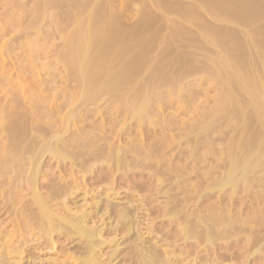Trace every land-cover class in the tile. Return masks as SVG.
Returning <instances> with one entry per match:
<instances>
[{"label": "bare ground", "instance_id": "obj_1", "mask_svg": "<svg viewBox=\"0 0 264 264\" xmlns=\"http://www.w3.org/2000/svg\"><path fill=\"white\" fill-rule=\"evenodd\" d=\"M48 1H50V0H48ZM217 1H219V0H217ZM40 2L45 3L46 0L40 1ZM235 2H237V1H235ZM46 3H48V2H46ZM229 3L231 4V2H229ZM48 4H45V5H48ZM205 4H206V7L209 6V4L208 5H207V3H205ZM233 4H231L232 7H233ZM42 5H44V4H42ZM221 5L226 6V4H220L219 6H221ZM231 5H229V7H231ZM203 6H205V5H203ZM48 7H49V5H48ZM210 7H208V8H210ZM227 7H228V5H227ZM243 7H246V6L243 5ZM37 8H36V10H37ZM38 9H41V7ZM44 9H46V7ZM76 9H77V7H76ZM213 9H215V8H212V11H213ZM219 9H221L222 12L224 11L220 7H219ZM251 9H253V8H251ZM34 10H33V13H35V11H36V10L35 11ZM209 10H211V9H209ZM215 10L217 11V9H215ZM39 11H41V10H38V12ZM95 12L96 11H94V13ZM247 12H250V11L249 10L246 11L245 14H247ZM263 12H264V10H263ZM94 13L92 11V13L88 15L89 20L91 19L90 15H92V14H93L92 18H94V15L98 16L97 13L96 14H94ZM211 13H213V12H211ZM191 14H193V12ZM233 14H234V12H233ZM35 15H36V13H35ZM225 15L227 17L228 14H225ZM239 15H240V12H239ZM96 16H95L94 20L91 21L92 23L95 20H97ZM232 16H234V15H232ZM251 16H252V14H251ZM240 17H241V15H240ZM258 17H259V15H258ZM261 17H262V15H261ZM243 18H245V17H243ZM98 19H101V18L98 17ZM248 19H250V17ZM253 19H255V18H253ZM259 20H261V19H259ZM97 21H98L99 25L103 24V23L99 22L100 20H97ZM97 21L94 23V25L97 23ZM233 21L234 20H232V22ZM252 22H254V21H252ZM86 23H89V21H87ZM147 23L149 24V26L152 24L149 22H147ZM147 23H146V25H147ZM91 24H90V27L87 29V32L90 28L93 27V29H91L93 32L91 30L90 31L93 34H95V32H96V34L94 36L99 39V36H100L99 32L101 29L99 30V32H97L98 28L95 29V31H94L95 27L92 26ZM257 24H256V26L258 28L259 26ZM80 25H83V23ZM153 25H152V27H154L153 32H155L156 27ZM250 25H252V23ZM95 26L97 27V24ZM177 26H179V25H177ZM262 26H263V24L261 25V27ZM144 27H145V24H144ZM207 27H208V25H207ZM211 27H213V25H211ZM0 28H1V26H0ZM80 28H82V27H80ZM86 28H87V26H86ZM139 28H138V31H139ZM171 28L172 27H170V29ZM85 29H84V31H85ZM143 29L144 28H142L141 30L143 31ZM147 29L148 28H145L144 31H146ZM167 29H166V31H169L171 33L170 29L169 28H167ZM214 29H213V31H214ZM218 29H220V28H218ZM218 29L216 30L217 32H219ZM109 30H111V29L109 28ZM176 30H177V28H176ZM204 30H206V29H204ZM207 30H208V28H207ZM257 31L259 33L261 32V31H259V28ZM73 32H75V31H73ZM81 32H83V31H81ZM91 32H89V33L92 34ZM149 32H151V29H150V31L148 30L147 33H149ZM1 33H2V31H1ZM84 33L85 34L82 33L84 36H82L80 38L77 37L78 39L75 40L76 43L71 44V45H74L75 47L72 50V52L69 51L72 53V54L69 53V55L73 61L74 69L72 68L71 64L65 63L66 60L64 57H66V56L63 57L64 54L62 51H61L62 53L60 52V54H63L62 56L60 55L62 58L60 56H59L60 58L59 57L58 58H59V60L62 59L65 64H68V66L69 65L71 66L70 68L67 67L70 70L71 75L75 74V73H71V71H73L76 73H80V75L77 76V78L80 79L81 81H85V79H86V81H89L92 79V81L87 82V85H89L90 83L93 84L95 82V86H94V84L89 85V89L87 88L88 86H86V89L90 90V91H87L85 89L86 92L83 89V87L85 88V85L84 86L81 85L82 88H80L81 86L79 87V85H77L75 83L77 85V87H79L80 91H81V89L84 90V91L82 90V92H83V93L81 92L82 94L80 93L82 96H84V95L89 96V97L86 96V99H88V100H86L85 98L83 99V97L80 98L81 100L79 99L78 102H76L77 105L75 106V104H74L70 110H68L66 113H64L65 116L64 117L62 116V118H60V119H59V117H60V114L62 111L61 110L62 108H60V107H59L60 108L59 111L57 108L53 111H50V113H46L47 111H45L43 114L46 113V115L43 117V116H41L43 114H40L41 118H38L39 115H37L35 118H33V115H32L30 117L32 119V121H33V119H38V120H36L37 121L36 123L42 122L41 123L42 127L40 126L38 129L34 127V125H36V124L33 123L29 119L28 120L25 119L26 121L23 122V120L22 121H21V119L19 120V118L14 117V115H12V114L10 115V112H8L10 116H8L7 113H6L7 115H3V116H8V117L7 118L3 117L2 118L3 119L2 124H0L1 125L0 126L1 127L0 128V135H1V140H2V141L0 140V264H258L261 261L263 264V262H264V217H227L225 214L224 215L226 217L225 216L224 217H222V216L217 217L216 215H214L216 217H209V216H206V213H205L206 208L204 210L205 215H203L204 213L202 215H200V212H198L196 214L192 211V209H190L191 207L189 205L190 200L193 199L191 197L193 194V189L195 188V186L192 185L191 178H190L192 170L189 171L190 169L188 168L189 169L188 170L186 167V171L179 172L180 169H179V167H177L178 172H176L177 170L173 172L172 167H170L169 170H166L165 168L169 167V166L165 167V165H163V166L160 165L162 167H165V168H162L164 170L159 169L158 173H155L156 172L155 167L157 166L159 168V165H157V164H161V163L166 164L165 162H167L166 161L167 158L164 159V157H165L164 155H163L164 157L163 156L162 157L165 160V162H162L160 160L161 156L158 157L159 159L158 158L156 160L153 159V157L154 158L157 157L156 156V155H158L157 153H159V155H161L160 150L165 145L163 144V146L161 147L160 146L161 144L156 143L158 145V148L160 146L161 149L159 151L157 150L158 152H156V154L151 155L149 153V149H147L149 145L147 144V141H146L147 140L146 134L145 135H143V134L146 133V130H147V129H144V127H145L144 123L147 122V124L148 123L151 124L153 122V118L154 117L156 118V115L159 113L160 107L156 105V103L162 99V97L161 98L158 97L159 93L156 94L157 95L156 97H158V99H159V100L157 99L158 101L157 100L154 101L155 97H154L153 93L151 94V96L153 95L152 96L153 100H151V97L147 98V96H149V93L151 92V91H149V93H148V89H147V92L143 91L146 94H144V93L143 94L146 96V99L151 100V101L146 100V101H142V102H136V100L133 99L134 96L131 93L127 94L128 92H132V91H128L125 93L123 92L124 93L123 94V97H124L123 101H120L119 103H117V102L119 100H122V99L121 98L119 99V96H118V98L115 96L118 99V101L115 100L117 104L111 102L114 100L113 98H112L113 100H109V103H107L104 106L102 104H100L99 101H101V100L103 101L102 96L105 95L106 93H108L107 95L113 94V93L115 95V92L112 91V88H114V90H115V88L118 90L117 87L120 85L119 81L120 82L122 81L120 78L123 77V76L121 77L120 74L124 73V72H121V70H122L121 68H123L125 66V68L127 69V67L129 66L128 63H129L130 59H128L129 60L128 63L126 62L128 64L127 67H126L127 64L125 65V63H123L124 64L123 65L122 61H120L121 63H119V64L123 65V67L119 68L120 67L119 64H118V66H116V67H118L119 70L121 69L119 71V74H118L119 76L113 75L114 76V77H112L113 79L111 78V76H110L111 79L107 78V77H109V74L106 72L107 71L106 67L113 68V65H112L113 62H111L112 66L106 65L105 62L101 59V56H98L99 60H102L105 64V66H104L105 68L103 66L102 67L100 66V67L103 70L106 69V70H104L105 72L103 71L104 73L101 70L99 71L98 70L99 69V65H98L99 62L95 63L96 61L95 62L92 61V60H97V57L93 55L94 57L92 56V58H96V59H92V60L90 59L91 54H95V53H91L90 46L93 45L97 39L92 38L93 36L88 34L91 36L92 40L95 39L92 42L89 40L90 38L87 35V33L86 32H84ZM97 33H99V34H97ZM101 33H104V35H105V32L102 31ZM106 33L109 34L108 30L106 31ZM137 33H139V32H137ZM137 33H136V35H137ZM174 33H173V35H174ZM108 34H106L105 36H107ZM144 34L142 32L143 36H144ZM149 34L151 35V33H149ZM163 34L164 33H162V35ZM175 34H178V33H175ZM184 34H186V33H184ZM76 35L79 36L78 33ZM157 35H160V34L157 32ZM165 35H167V33H165ZM154 36H156V35H154ZM164 36H163V38H164ZM171 36H169V38ZM184 36L188 37L187 35H184ZM207 36H209V34ZM71 37L72 36H70V38ZM75 37L76 36L74 35L73 38H75ZM104 37H103V39L105 40L106 37L105 38ZM111 37L113 38V36H111ZM149 37L151 38V36H149ZM149 37H147V38L149 39ZM165 37L168 38L167 36H165ZM176 37H177V35H176ZM211 37H213V36H211ZM216 37H219V35ZM255 37H257V36H255ZM141 38L140 39L143 40V37H141ZM152 38H153V42H154L156 39L154 40V37H152ZM157 38H159V37H157ZM166 38H165V40H166ZM175 38H173L174 41L176 40ZM181 38H179L178 40H180ZM118 39L119 38H116V40H118ZM160 39H162V38H160ZM261 39H262V37H261ZM68 40L69 39L67 38V41ZM157 40H159V39H157ZM165 40L163 39V42ZM192 40L190 39V41H192ZM246 40L247 39H245V41ZM253 40H254V38H253ZM99 41H101V40H99ZM99 41H98V43L96 42L97 46L101 45V43H99ZM110 41H112V40H110ZM110 41L109 42L103 41L104 44H103V42H102V44L105 47V42L107 45H110V46H111V44L113 45L114 43H116L115 41H112L113 43L110 44ZM134 41H132L133 45H136V44H134ZM172 41H170V43H172ZM190 41L188 40V42H190ZM209 41H211V40H209ZM247 41H249V40H247ZM69 42H72V40ZM69 42H67V44H65V46L68 45L67 47H70ZM91 42H92V44H91ZM141 42H139V43L137 42V43L140 44ZM155 42H154V44H155ZM163 42H162V44H163ZM181 42H183V41H181ZM212 42H213V40H212ZM253 42H255V41H253ZM167 43H165V44H167ZM178 43L179 42L173 43V45L174 44L176 45ZM217 43H219V42H217ZM257 43L255 42L254 45H256ZM126 44L129 45L128 43H126ZM181 44L182 43H180V45ZM183 44H184V42H183ZM238 44H240V43H238ZM238 44H237V46H238ZM251 44H252V42H251ZM258 44H261L260 40H259ZM103 45L100 46L101 47V48H99L100 50H103L102 49ZM107 45H106V47L109 50L110 47ZM149 45L151 46V44H149ZM152 45H153V43H152ZM169 45L171 46V44H169ZM175 45H174V47L176 48ZM240 45H242V44H240ZM93 46H91V48H93ZM121 46H122V44H120V46H118V47H121ZM124 46L126 48V45L123 44L121 51L123 50ZM145 46L147 47V45H145ZM172 46L170 47L171 49H172ZM248 46H246V49ZM112 47L110 49H114L115 51L113 50V54H116L117 51H119L118 50L119 48L114 46L117 48V51H116V49L114 47L113 48ZM138 47H141V46H138ZM10 48H12V47H10ZM133 48L134 47H132V49ZM164 48H166V47H164ZM248 48H249V52H250L251 51L250 48H253V47H248ZM87 49L90 50L89 51L90 56L87 53L88 52ZM93 49H95V48H93ZM99 49H98V51H100ZM107 49H106V53L109 52V51H107ZM151 49H153V48H151ZM241 49H243V47ZM68 50H70V48L65 49V51H68ZM126 50H128V47L126 48ZM131 50H130L131 53L135 52L133 50H132L133 51L132 52ZM135 50H136V48H135ZM236 50H238V48ZM259 50H261V48ZM9 51H12V49ZM103 51H105V50H103ZM121 51H119V52L120 53L126 52V54H127V51H124V50H123L124 52L123 51L121 52ZM150 51L151 50H149V53H150ZM12 52H10V54ZM92 52H94V50H92ZM146 52H148V51H146ZM240 52H242V51H240ZM65 53H67V52H65ZM96 53H97V50H96ZM101 53L102 52L100 51L99 55L103 56L104 52L102 54ZM120 53H117V55L119 57H121ZM128 53H129V51H128ZM131 53H129V55H131ZM107 54H105L104 56H107ZM110 54H108L110 59H108L107 58L108 56H107V57H105V59H106L105 61H107V59H108V61L112 60L111 58L114 59V57H115V59H117L116 60L117 62H119L118 60H121V58L118 59V56L116 57L114 55V57H113V56H110ZM142 54H144V53H142ZM254 54H256V53H254ZM104 56L102 58H104ZM133 56H132V58H134ZM146 56L147 55H145V57ZM88 57H90V58H88ZM127 57L129 58V56H127ZM130 58H131V56H130ZM147 58L148 57H146V59ZM123 59L125 60V58H123ZM134 60H135V58H134ZM132 61H130V62H132ZM147 61H149V60H147ZM61 62L62 61L60 60V63ZM93 62H94V64H93ZM156 63H157V61H156ZM91 64H92L91 69H93L92 68V67H94L93 65H95V64L98 65V66L96 65L95 68L97 67V71L100 75L97 73V71H96V74L93 71V73L95 75H97V74L99 75V76L97 75L98 76L97 80H96V78L93 77L94 74L93 75L91 74L92 78L90 76V73L87 74V76L84 75L85 73H87L89 71L87 68H89ZM101 64L103 65V63H101ZM224 65L227 66V63ZM10 66H13V64ZM136 66H138V65H136ZM116 67L114 68V72H112L114 74H116V72H117ZM125 68H123V69H125ZM128 68L130 69V67H128ZM133 68H135V67H133ZM13 69H14V67H13ZM223 69H224V67H223ZM115 70H116V72H115ZM128 70L127 71L124 70V71L128 72ZM133 70H132V72H134L133 74L135 75V71H137V70H135V71H133ZM108 71H110L109 73H110V75H112L111 70H108ZM130 71L131 70H129V72ZM101 72L103 73V76L105 75V73L108 75L106 77L105 76L102 77ZM129 72H128V74L131 73V72L130 73ZM234 73H233V76H234ZM13 75H15V74H13ZM236 75H237V78L242 80L243 77H241V78L238 77V75L239 76L242 75L241 72L239 73V71H238V73ZM88 76H89V80H87ZM97 76H95V77H97ZM115 76L118 77L117 80L120 79L118 82L116 80V82L119 84H117L115 82V80H114ZM126 77H127V79H126L127 81L126 80L125 81L128 82V80L131 78V75H130V77H128L127 74H125V77L123 78V80ZM228 77H227V79H228ZM71 78H73V77H71ZM74 78L76 79V77H74ZM93 79H95V80L93 81ZM102 79H106V80L109 79L108 81H111V82H112V80H114V82L117 84L116 85L117 87L113 86V85H115L114 82L112 85H109L106 81L103 80V82H104L103 83ZM227 79H225V80H227ZM76 80H74V81H76ZM98 80L100 82H102L103 84L100 82H96ZM79 82H77V83H79ZM85 83L86 82H83V84H85ZM122 84L125 85L127 83L124 84L122 81ZM122 84L120 86H123ZM0 85H2V84H0ZM96 85L98 88L96 87ZM91 86L92 87L94 86V89L91 90L90 89V88H92ZM109 86H113V87L112 88L110 87L111 88L110 89V88H108ZM126 86H128V84ZM121 88L123 89L126 87H120L119 90ZM254 88L259 89L257 87H254ZM254 88H253V90H255ZM140 89H138L137 91H139ZM117 90H115V91L118 94V92H120V91H117ZM126 90H129V89L126 88ZM134 90H136V89H134ZM142 90H140V92H142ZM144 90H146V89H144ZM260 90H262V89H260ZM87 92L88 93L90 92V93L88 94ZM121 92H120V94H121ZM255 92H257V91L255 90ZM255 92H254V94H255ZM170 93H169V95H170ZM78 94H79V92H78ZM133 94H136V93H133ZM262 94L263 93L261 92V95ZM255 95H257V97L260 96L262 98V96L258 92ZM261 98L259 99L260 102L263 100ZM258 99H256V101ZM84 100H86L88 102L91 101L92 106H88V104H87L88 102L84 103L85 102ZM4 101H6V100H4ZM9 101H10V99H9ZM9 101L7 102L8 104L11 102V101L10 102ZM79 101H82V102H79ZM104 101L106 102V100H104ZM152 101L155 102L154 106L152 105L153 103H151ZM259 101H257V102H259ZM2 102H3V100H2ZM12 102L10 103V105L13 104ZM0 104H1V102H0ZM8 104H7V106H5L6 108L7 107L9 108L10 105L8 106ZM161 104H163V103H160V105ZM260 104L264 105V102L260 103ZM260 104L258 105V103L257 104L255 103L253 105L254 106L258 105L259 108H261L262 106ZM89 105H90V103H89ZM259 108L255 107L256 110H260ZM262 108H264V107H262ZM108 110H110V111H108ZM261 111L264 112V109H262ZM261 111H259V112L257 111L256 113H260ZM109 112L112 114L111 116H109L110 115ZM150 113H153L154 116H151ZM95 114H101L103 116V118H101V120H99V121L91 122L89 117H92V115H95ZM57 115L59 117H57ZM47 116H49V117H47ZM158 116L160 117L159 114H158ZM158 116H157V118H158ZM52 117H55V118H52ZM56 117L58 118V120ZM98 117L100 119V116H98ZM88 118H89V120H88ZM262 119H263L262 121H264V113L262 115ZM157 122H158V120H157ZM262 124H264V123H262ZM38 125H40V124H38ZM147 126H149V125H147ZM144 130H145V132H144ZM133 131H135L134 134H133ZM147 132H149V130H147ZM188 134H190V133L188 132ZM198 135H199V133H198ZM201 135H202V132H201ZM201 135H200L199 139L195 137L196 140L193 139L194 141L191 139L192 138L191 136H190L191 138H186L187 143L185 142V145H184L185 148H187L186 144L190 145L191 142H195V144H196V142H199V144H200V142L203 141V139H201ZM205 135L206 134H204V138L206 137ZM197 139H198V141H197ZM156 140H158V139L155 138V141ZM162 141H163V139H161L160 142H162ZM165 141H164V143H165ZM184 141H185V139H184ZM205 141H206V138H205ZM262 141H264V139ZM172 142H170V143H172ZM176 142H179V139ZM174 143L175 142H173V144ZM154 144H152L153 147L157 148V146H154ZM177 144L178 143H176V145ZM182 144H184V143H182ZM203 144L205 145L206 143L203 142ZM195 146L192 144V146L190 145L187 148V149H190L187 152L188 154H189V152L191 153L189 155L190 159L192 157L195 158V156H198V155H195L196 152H194V149H195V151H196V149H198V148H194ZM174 147H175V145H174ZM241 147H242V145L240 146V144H239L238 149L240 150ZM251 147H252V145H251ZM156 148H155V150H156ZM182 148L183 147H181V149ZM191 148H193V149L191 150ZM231 148L234 149V146H232ZM247 148H249V147H246V149ZM242 149H244V148H242ZM258 149H259V147H258ZM229 150L232 151V149H229ZM151 151L153 152V150H151ZM183 151L185 153V151H187V150H183ZM244 151H246V150H244ZM260 151H261V149H260ZM207 152H208V150H207ZM234 152H236V151L234 150ZM153 153H155V152H153ZM172 153H173V151H172ZM179 153H180V151H179ZM236 153H237V155H236ZM236 153H232L231 155H228V160H227L228 162H226L224 166L222 165L223 167H220V169L224 168L223 170L225 172V176L219 182L217 181L218 183L216 184V186L210 188L211 190H209V191L220 190V192H221L225 188L227 189V187H230V188H233L234 190H236L239 182H241V183H239L240 185L241 184H242V186L244 185L243 187H244V191H245V186L250 185L248 183L253 180L250 177L253 176V178L255 179V177H257V175L259 176V174L262 175L264 173V163L262 161H261L262 163H258L259 157H257L262 152H260V154H258L257 156H255L256 155L255 152L253 153V154H255L254 156H251V155L238 156L239 152L237 151ZM240 153H241V151H240ZM242 154H243V152H242ZM185 155H187V154L186 153L184 154V158H186ZM246 155H247V153H246ZM262 155H264V154H262ZM262 155H260V156L263 159L264 157ZM168 156L169 155L167 154V157ZM181 157H182V155H181ZM178 158H177V160H178ZM181 159H183V158H181ZM153 160L158 161V162L161 161V163L157 162V164L155 165ZM184 160L186 161V159H184ZM192 160H194V159H192ZM192 160H190L191 161L190 163L193 164ZM255 160H258V161H255ZM169 161L170 160H168V162ZM198 161H195V162H198ZM152 162L155 166L154 170L151 169V167L153 165H150V164H152ZM207 163H208V161H207ZM189 166L191 167V165H189ZM173 167H174V165H173ZM147 168H150V171H149V169H148V171H146ZM193 169H194V167H193ZM203 170H204V168H203ZM144 171H146L147 173L149 172V173L147 174ZM205 171H206V169H205ZM205 171H203V172H205ZM153 172H154V174H153ZM209 175H211V174H209ZM198 178H200V176ZM220 178H221V176H220ZM243 181H245L244 182L245 184H243ZM205 182H206V179H205ZM206 184H209L208 180H207ZM192 186L194 188H192ZM198 186H200V185H198ZM250 186H249V188H250ZM151 187L154 189H152ZM206 188H205V190H206ZM247 189H248V187H247ZM147 190H149L150 194L152 193L151 195H149L150 199L148 198V196L143 195V193H145V191H147ZM224 191L226 193V190H224ZM246 192H247V190H246ZM206 194L201 197L202 200L207 196ZM221 195H223V194H221ZM225 196H224V198H225ZM201 199H199V200L201 201ZM228 199H230V198H228ZM157 201H160L161 204ZM153 202H154V206H152ZM155 203L156 204L159 203L161 206L159 205V207H157L158 205L155 206ZM223 205H224V203H223ZM227 205H226L225 209H229V208H227ZM200 209H203V207ZM155 211L156 212L160 211L161 213H163L164 217H161V218L158 217L159 220H156V216L153 215L151 218L150 217L151 214ZM218 211H220L222 213L223 208H221L220 210L218 208L217 212ZM156 212L154 214H156ZM207 215H208V213H207ZM153 217H154V219H153ZM241 247H242V251L240 250ZM244 254L247 255L246 258L244 256Z\"/></svg>", "mask_w": 264, "mask_h": 264}, {"label": "rangeland", "instance_id": "obj_2", "mask_svg": "<svg viewBox=\"0 0 264 264\" xmlns=\"http://www.w3.org/2000/svg\"><path fill=\"white\" fill-rule=\"evenodd\" d=\"M40 1H45V0H0V26H1V28H0L1 29L0 30V36H1L0 37V82L1 83L0 84H2V85H0V98L3 100V102H2V100L0 99L1 100L0 101L1 102V104H0V108H1L0 109V111H1L0 112V124H2V121H3L2 118L3 117L7 118L11 114L14 115V117L19 118V120L21 119V121L23 120V122H25L28 119L32 121V119L30 118L32 115H33V118H35L37 115H39L38 118H41L40 114H43L45 111H47L46 113H50V111H53L56 108L58 109V111L60 108H62L60 117L57 115V117H59V119H60V118H62V116L63 117L65 116L64 113H66L68 110H70L74 104H75V106L77 105L76 102H78V100L80 98L83 97V99L84 98L86 99V96L89 97L88 95L82 96L81 95L83 93L82 90L83 89L85 90L86 86H88L87 88L89 89V85L94 84V86H95V82L93 84L90 83L89 85H87V82L92 81V79L89 80V76L87 79L89 81H86V79H85V81H81L80 79L77 78V76H79L80 73H76V72L71 71V73H75V74L71 75L70 70L68 69L71 66L70 65L68 66V64H71L72 68L74 69L73 61L70 58L69 53L72 52V50L74 49L75 46L71 45V44L76 43L75 40L84 36L83 35V34H85L84 32H86L87 35L90 34L89 32L92 31L91 29H93V27L90 28L88 30V32H87V29L90 27V24L92 23L91 21L94 20L96 15H94V18H92L93 14L90 15L91 16L90 20H89L88 15L91 14L92 11H93V13H94V11H96L94 13V14L97 13V15H98V16H96L97 17L96 19L100 20L99 22H101L103 24L99 25L98 21L95 20L91 24L92 26L95 27L94 31H95V29L98 28L97 32H99V30L101 29L103 32H105V35H106V34H108V33H106V31L108 30L109 34L107 36H105L104 33H101L102 31L100 30V32H99L100 34L97 33L100 35L99 39H98L94 36L96 34V32H95V34H93L92 33L93 31H92L91 32L92 34H90V35L93 36L92 38L97 39L94 42L95 45L93 44L94 46L91 44L95 39L92 40L91 36L88 35L90 38L89 40L92 41L90 45L93 46V48H95V49H93L90 46L91 53H95V54H91V58L90 57H88V58H90L91 60L96 59V58H92V56L94 55L97 57V60H92L94 62L96 61L95 63H97V62L100 63L103 60L106 65H109V66L113 65V68L106 67V69H107L106 72L109 74V77H107V78H110V76L112 78V77H114L113 75L119 76L118 75L119 71L122 69L121 72H124V73H121L122 75L120 74L121 77L123 76L120 79L123 81L124 84L127 83L128 86H126L127 84L123 85L122 81L120 82L119 81L120 79L117 80L118 77H116V76H115L114 80H115V82H116V80H117V82L119 81L120 85L121 84L123 85V86L119 85L120 87H126L127 89H129V90H126V88H123V89L121 88L119 90L120 87L116 86L119 83L116 82L117 83L116 84L114 82V80H112V82H111V81H108L109 79H107V80L102 79V82L104 80L109 85H112L114 82L115 85H113V86L118 88V90L116 88H115V90L120 91V92L122 90L123 91L121 92V94H120V92H118V94H117V92L114 90V88H112L113 86H109L108 88L111 87L112 91L115 92V95L113 92H112L113 94H109V95H107L108 93H106L105 95L102 96L103 101L102 100L99 101L100 104H102L104 106L107 103H109V100H113V99L114 100L111 102L117 104L120 101H123V98H124L123 94L125 92H128V91H132V92H128L127 94L131 93L134 96L133 99H135L136 102H142V101L148 100V99H146V96L144 95V94H146L144 92L145 91L147 92V89H148V93H149V91H151L149 93V96H147V98L151 97V100H153L152 99L153 95L151 96L152 93L154 94V97H155V98L153 97L154 101H156L158 99V97L159 98L162 97V99L160 101H158L159 99L157 100L159 102V103L157 102L159 105L156 103V105L160 107V110L158 113L160 115V117L157 114L156 118L155 117H154L155 119L153 118L154 123L153 122L151 124H149V123L147 124V122L144 123L145 127H146V128L144 127V129L149 130V132H147V130H146V133H144L143 135L146 134V139H147L146 141H147V144L149 145L147 149H149V153L151 155L156 154V152H158L161 149L163 144L165 145L164 147H162V149L164 151L162 149L160 150L161 155H159V153H157L158 154V155H156L157 157H155V158L153 157V159L156 160L159 156H161L162 159L160 158V160L162 162H165L164 159H166V158H167L166 159L167 162H168V160H170V161L168 163L165 162L167 164L166 165L164 163H161V161L158 162V161L153 160L155 165L157 164V162L161 163V164H157V165H159V168H158L157 166L155 167L153 162H152V164H150V165H153L152 166L153 168L149 165L151 167V169L154 170V167H155V171H156V172L154 171L155 173H158L159 169L161 170L162 168H165L166 166H169V167L165 168L166 170H169L170 167H172L173 172L176 170H177L176 172H178L177 167H179V169H180L179 172L186 171V167H187V169L188 168L190 169V170L188 169L189 171L192 170L190 178H191L192 185L195 186V188L192 186V188H194V189H193V194H192L191 198H193V199L190 200L189 205L191 207L190 209H192V211L196 214L198 212H200V215H202L204 213L205 208H206L205 213H206V216H209V217H216V216L217 217H221V216L224 217L225 215L227 217H264V173L262 175L259 174V176L257 175V177H255V179L253 178V176L250 177L253 179L251 182L248 181L249 182L248 184H250L251 186L250 185L245 186V191H244V187H243L244 185L242 186V184L241 185L239 184L241 182L238 183L236 190H234L233 188H230V187H227V189L225 188L224 190H226V193L224 190L221 192H220V190H218L219 192L217 190L209 191V190H211L210 188L216 186V184L225 176V172L223 170L224 168L220 169V167H223L225 165V163L228 162L227 161L228 155H231L232 153H236L237 151L239 152L238 156H248V155L254 156L255 154H256L255 156H257L258 154H260V152H262L260 155L264 154V150H263L264 149V147H263L264 141H262L264 139V128H263L264 124H262V123H264V121H262L263 120L262 115L264 112L261 111L262 109H264V108H262V107H264V105L260 104V103L264 102V95H263L264 94V37H263L264 36L263 35L264 34V29H263L264 28V20H263L264 19V12H263L264 0H260V1L256 0L257 2L255 0H231V1L230 0H219V1H217V0H214V1L213 0H210V1L204 0L205 2L203 0H159L160 2L158 0H50V1L46 0V2H48L49 4L46 2L42 3ZM235 1H237V2H235ZM229 2H231V4L234 3L235 5L233 4V7H232V5ZM205 3H207V5L209 4V6L206 7ZM42 4H44V5H42ZM45 4H48L49 7H48V5H45ZM218 4L219 5L220 4H226V6L225 5L219 6ZM203 5H205V6H203ZM227 5H228V7H227ZM229 5H231V7H229ZM243 5L246 7H243ZM37 7L38 8L41 7V9H38ZM45 7H46V9H44ZM76 7H77V9H76ZM208 7H210V8H208ZM219 7L222 8L224 11L222 12V10L219 9ZM36 8H37V10H36ZM212 8L217 9V11L215 9H213V11H212ZM251 8H253L254 10ZM209 9H211V10H209ZM247 9L250 12H247V14H245L246 11H248ZM33 10L35 11L36 15H35V13H33ZM38 10H41V11L38 12ZM192 12H193V14H191ZM211 12H213V13H211ZM233 12H234V14H233ZM239 12H240L241 17L243 16L245 18H243V17L241 18L239 15ZM222 13L224 15L228 14L227 17H226V15L224 16ZM230 13L234 16H232ZM251 14H252V16H251ZM258 15H259V17H258ZM261 15L263 18L261 17ZM98 17H100L101 19H98ZM247 17L248 18L250 17V19H248ZM253 18H255L256 20ZM259 19H261V20H259ZM232 20H234V21L232 22ZM87 21H89V23H86ZM96 21H97V23H96L97 27L95 26L96 24L94 25V23ZM252 21H254V22H252ZM147 22L152 23V24L149 26V24ZM82 23H83V25H80ZM146 23L149 27L146 25ZM249 23L250 24L252 23V25H250ZM255 23L256 24L258 23L257 25L259 26L258 27L259 31H261L263 29L261 31L262 33L261 32L259 33L257 31L258 28H257ZM144 24H145V27H144ZM262 24H263V26L261 27ZM85 25L87 26V28ZM152 25L156 27L155 32H153L154 27H152ZM177 25H179V26H177ZM207 25H208V27H207ZM211 25H213V27L215 29L213 27H211ZM169 26L172 27L171 28L172 30L170 29ZM80 27H82V28H80ZM141 27L144 29L148 28L146 30L147 32H148V30L150 31V29H151V32H149V33H151V35L149 33H147L146 31H144V29L142 31ZM109 28L111 30H109ZM138 28H139V31H138ZM167 28L170 29L171 33L169 31H166ZM176 28H177V30H176ZM207 28H208V30H207ZM218 28H220V29H218ZM84 29H85V31H84ZM204 29H206V30H204ZM213 29H214V31H213ZM217 29L219 32L216 31ZM1 31H2V33H1ZM73 31H75V32H73ZM81 31H83V32H81ZM135 32L136 33L139 32L140 34L137 33V35H136ZM142 32H143V34L145 33L146 35L144 34V36H143ZM157 32L160 35H157ZM174 32L178 33L179 35L175 34ZM77 33L79 36L76 35ZM162 33H164V34L162 35ZM165 33H167V35H165ZM173 33H174V35H173ZM184 33H186V34H184ZM153 34L156 36H154ZM208 34H209V36H207ZM257 34L258 35L260 34L259 35L260 37ZM74 35L76 36L75 38H73ZM164 35L167 36L168 38H169V36H171V35L172 36L168 39ZM176 35H177V37H176ZM184 35H187L189 38L184 36ZM218 35H219V37H216ZM70 36H72V37L70 38ZM111 36H113V38ZM114 36L116 38H119V39L116 40V38ZM149 36H151V38ZM163 36H164V38H163ZM211 36H213L214 38ZM255 36H257V37H255ZM103 37L105 38V40L103 39ZM141 37H143V40H141L142 39ZM147 37H149V39ZM152 37H154V40L156 39L155 40L156 42L154 41L155 44L153 42ZM157 37H159V38H157ZM261 37H262V39H261ZM67 38L69 39L68 41H67ZM160 38H162V39H160ZM165 38L167 41L165 40ZM173 38H175L176 40L174 41ZM179 38H181L182 40L181 39L178 40ZM253 38H254V40H253ZM109 39L112 41H115L117 44L114 43L112 45L111 43H113V42L110 41ZM157 39H159V40H157ZM163 39L165 40L164 42H163ZM190 39L191 40L193 39V40L190 41ZM245 39H247L249 41H247V40L245 41ZM71 40H72V42H69ZM99 40H101V41H99ZM108 40L110 41L111 46L106 44V42H109ZM188 40L190 42H188ZM209 40H211V41H209ZM212 40H213V42H212ZM252 40L255 41L256 43L257 42L259 43V40H260L261 44L257 43L256 45H254L255 42H253ZM98 41H99V43H101L100 46H102L104 44L103 41H106L105 47H104V45L102 47V49L105 51L99 49L101 47L97 46ZM132 41H134V44H136V45H133ZM161 41L163 42L164 45L162 44ZM170 41H172V43H170ZM181 41H183L184 44ZM67 42L70 43V44L68 43L70 45V47H67L68 45L65 46V44H67ZM102 42H103V44H102ZM137 42L138 43L141 42V43L138 44ZM176 42H179L178 43L179 45L174 44L176 46V48H175L173 43H176ZM217 42H219V43H217ZM251 42H252V44H251ZM119 43L122 44L121 47H118V46H120ZM126 43H128L129 45H127ZM152 43H153V45H152ZM165 43H167V44H165ZM180 43H182V44L180 45ZM236 43L237 44L240 43L243 46L240 44H238V46H237ZM123 44L126 45V48L128 47V50H126L125 46H124L125 49L123 48L124 51H127V54L123 50L122 51L124 53L119 52V51H121ZM149 44H151V46ZM169 44H171V46L173 45L172 49L170 48L171 46ZM106 45L109 46L110 48L112 46L113 47L116 46L117 48H119L118 49L119 51H117V48L114 47L116 49L117 53H120L121 57H119L117 55V53L113 54L114 49L109 48V50H108ZM145 45H147V47ZM138 46H141V47H138ZM246 46L253 47V48H250L251 53L249 52L248 47L246 49ZM10 47H12V48H10ZM132 47H134V48L132 49ZM164 47H166V48H164ZM240 47L241 48L243 47V49H241ZM66 48H70V50L65 51ZM135 48H136V50H135ZM151 48H153V49H151ZM237 48H238V50H236ZM260 48H261V50H259ZM11 49L13 52L9 51ZM98 49L102 53L104 52L103 56L107 53L108 54L111 53L110 56H113V57H114V55L116 57L118 56V59L121 58V60H118L119 62H117L116 61L117 59H115V57H114V59L111 58L113 61L109 60L110 61L109 62L108 59H110V58H109L108 54H107L108 57L104 56V58H102L103 56L99 55L100 51H98ZM106 49L109 52L106 53ZM131 49L135 52H133ZM90 50L87 49L88 55H89ZM92 50H94V52H92ZM96 50H97V53H96ZM130 50L134 54L131 53ZM149 50H151L150 53H149ZM61 51L63 52L64 55L60 54ZM69 51H71V52H69ZM128 51H129V53H131V55H129ZM146 51H148V52H146ZM240 51H242V52H240ZM10 52H12V53L10 54ZM65 52H67V53H65ZM142 53H144V54H142ZM254 53H256V54H254ZM60 55L61 56L63 55V57L64 56L67 57V58L66 57H64V58L66 60L65 63H68V64H65L62 59H60L62 61L60 63V60H59V58L61 57ZM145 55H147L146 56V57H148L147 59H146ZM98 56H101L102 60H99ZM127 56H129V58ZM130 56H131V58H130ZM132 56L135 58V60L137 62L134 60V58H132ZM105 57L108 58L107 61H105L106 60ZM122 57L125 58V60ZM128 59H130V61H132V60L133 61L130 62ZM147 60H149V61H147ZM103 61L101 62V63H103V65L101 63L100 64L98 63V65H99L98 70L99 71L101 70L102 72L104 70H106V69L103 70L101 68L102 66L103 67L105 66ZM120 61H122V64L125 63V65L129 61V63H128L129 66L127 64L126 67L127 66L130 67V69L128 67L126 69L125 66L123 67L124 64L120 65L119 64V63H121ZM156 61H157V63H156ZM94 62H93V64H94ZM111 62H113L112 65H111ZM225 62L227 63V66L224 65V64H226ZM12 64H13V66H10ZM118 64L120 66L119 68L123 67L125 69L121 68L119 70L118 67H116V66H118ZM96 65L97 64L93 65L94 67H92L93 69H91V66H92V64H91L90 67L87 68L89 71L87 73H85L84 75L87 76V74L90 73V76L92 78V75L94 74L93 71L95 72V74L97 71V67L95 68ZM136 65H138V66H136ZM222 66L224 67V69ZM13 67H14V69H13ZM115 67L117 69V72L115 70L116 74L112 73V72H114ZM133 67H135V68H133ZM128 69L131 70L130 71L131 73L129 72ZM108 70H111L112 75H110V73H109L110 71H108ZM124 70H126V71L128 70V72L130 74H128V72H126ZM132 70L133 71L137 70V71H135V75L133 74L134 72H132ZM238 71H239V73L240 72L242 73L241 76L238 75V77H240V78L243 77L242 80L237 78L236 74L238 73ZM102 72H101L102 77H104V76L106 77L108 75L105 73V75L103 76V73L105 71L103 73ZM97 73H98V71H97ZM233 73H234V76H233ZM13 74H15V75H13ZM95 74L93 75V77L96 78V80H97L98 76L100 74L98 73L99 74V75L97 74L98 76ZM125 74H127L128 77H130V75H131V78L130 79L128 78L131 82L129 80H128V82H126L127 77L123 80V78L125 77ZM95 76H97V77H95ZM71 77H73V78L76 77L77 80L75 78L73 79ZM227 77L229 80L227 79ZM225 79H227V80H225ZM74 80H76V81H74ZM94 80L95 79H93V81ZM77 82H79V83H77ZM83 82H86V83L83 84ZM96 82H100V81L98 80ZM102 82H100V83H102ZM75 83L77 85H79V87L81 85H83V86L85 85V88L83 87V89H81V91H80L79 87H77V85ZM97 85H96V87H97ZM94 86L93 87L91 86L92 88H90V89L91 90L94 89ZM254 87H257L259 89H256ZM80 88H82V86ZM253 88L260 95H261V92L263 93L261 95L262 98L260 96L257 97V95H255L257 92H255V90H253ZM134 89H136V90H134ZM138 89H140V90L143 89V90H142V92H140V90L137 91ZM144 89H146V90H144ZM260 89H262V90H260ZM86 90H85V92H86ZM87 91H90V90H87ZM253 91L255 92V94ZM78 92H79V94H78ZM133 93H136V94H133ZM157 93H159L158 97H156ZM169 93H170V95H169ZM115 96L117 98L119 96V99L121 98L122 100L118 101V99ZM259 97L261 99H263L261 102L259 101V99H260ZM9 99L11 102L13 101L12 102L13 104L10 105L11 102L9 101ZM256 99H258L257 101H259L260 103L257 102ZM4 100H6V101H4ZM86 100H88V99H86ZM86 100H84L85 101L84 103L88 102ZM104 100H106V102ZM115 100L118 102L116 103ZM151 100H148V101H151ZM8 101L10 102L9 104L7 103ZM154 101L151 102V103H153L152 104L153 106L155 103ZM79 102H82V101H79ZM89 103H90V105H89ZM160 103H163V104L160 105ZM255 103L256 104L258 103V105L260 104L262 106V107L260 106L262 109L259 108L258 105L254 106L253 104H255ZM7 104H8V106L10 105L9 108L5 107V106H7ZM87 104H88V106H92L91 101L88 102ZM255 107L259 108L260 110H256ZM108 111H110V110H108ZM257 111L258 112L261 111L262 113L261 112L256 113ZM8 112H10V115ZM6 113L8 114V116H3V115H7ZM46 113L41 115V116L44 117L46 115ZM109 114H110L109 116L112 115L110 112H109ZM150 115L154 116L153 113H150ZM98 116H100V119ZM157 116L159 119L157 118ZM47 117H49V116H47ZM52 118H55V117H52ZM89 118H90L91 122H96V121L101 120V118H103V116L101 114H95ZM89 118H88V120H89ZM36 120H38V119H33L32 122L36 124V125H34V127L38 129L42 125L41 124L42 122L36 123L37 122ZM57 120H58V118H57ZM154 120L156 122L158 120V122L156 123ZM162 121L163 122L165 121V122L163 123ZM38 124H40V125H38ZM147 125H149V126H147ZM144 132H145V130H144ZM188 132L190 134H188ZM201 132H202V135H201ZM134 133H135V131H133V134ZM198 133H199V135H198ZM204 134H206L205 135L206 141L204 138ZM200 135H201V139H203V141H201L200 144H199V142H196L197 145L195 144V142H191V144L189 143L191 146H192V144L194 146L196 145L194 148H198V149H196V151L194 149V152H196L195 155H198V156H195V158L192 157L190 159L189 155L191 153L190 152H189V154L187 153L190 150V149H187L188 146H190V145L186 144L187 148H185V146H184L185 142H186V138L192 137L191 138L192 140L193 139L196 140L195 137L199 139ZM155 138L158 140L155 141ZM161 139H163L162 142H160ZM178 139H179V142H176V141H178ZM184 139H185V141H184ZM198 139H197V141H198ZM0 140H1V135H0ZM164 141H165V143H164ZM172 141L175 143L173 144ZM170 142H172V143H170ZM203 142L206 143L205 144L206 146L203 144ZM156 143L161 144L160 145L161 147L159 146V148H158V145ZM176 143H178V144L176 145ZM182 143H184V144H182ZM152 144H154V146H157V148L155 147L156 150ZM239 144H240V146L242 145L240 150L238 149ZM174 145H175V147H174ZM251 145H252V147H251ZM232 146H234V149L231 148ZM181 147H183L184 149L183 148L181 149ZM246 147H249V148L246 149ZM258 147H259V149H258ZM242 148H244V149H242ZM192 149L193 148H191V150ZM229 149H232V151ZM260 149H261V151H260ZM151 150H153V152H155V153H153ZM183 150H187V151H185V153L189 157L187 155H185L186 158H184L185 153ZM207 150H208V152H207ZM234 150L236 152H234ZM244 150H246V151H244ZM172 151H173V153H172ZM179 151H180V153H179ZM240 151H241V153H240ZM242 152H243V154H242ZM254 152H255V154H253ZM246 153H247V155H246ZM167 154L169 155L168 157H167ZM181 155H182V157H181ZM236 155H237V153H236ZM260 155L257 156V157H259L258 163H262V162L264 163V161H263L264 158L262 159V157ZM162 156L164 157V159ZM262 156L264 157V155H262ZM177 158H178V160H177ZM181 158H183V159H181ZM184 159H186V161ZM192 159H194V160H192ZM190 160H192L193 164L190 163L191 162ZM258 160H255V161H258ZM195 161H198V162H195ZM207 161H208V163H207ZM160 165H162V166L165 165V167H162ZM173 165H174V167H173ZM189 165H191V167ZM193 167H194V169H193ZM203 168H204V170H203ZM148 169L150 171V168H147L146 171H148ZM205 169L207 172L205 171ZM162 170H164V169H162ZM146 171H144V172H146ZM203 171H205V172H203ZM154 172H153V174H154ZM209 174H211V175H209ZM199 176L201 179L198 178ZM220 176H221V178H220ZM204 178L206 179V182H205ZM207 180H208L209 184H206ZM244 182L245 181H243V184H245ZM198 185H200V186H198ZM249 186H250V188H249ZM204 187L206 188V190ZM247 187H248V189H247ZM152 189H154V188H152ZM246 190L248 193L246 192ZM145 193L146 194L148 193V194L146 195ZM145 193H143V195L148 196V198H149V195L152 194V193L151 194L149 193V190L145 191ZM205 194L207 196L202 200L201 197L204 196ZM221 194H223V195H221ZM224 196H225V198H224ZM228 198H230V199H228ZM199 199H201V201ZM157 202H159L161 204L160 201H157ZM159 203H157V204L155 203V206L158 205L157 207H159V205H160ZM223 203H224V205H223ZM226 205H227V208H229V209H225ZM152 206H154V202L152 203ZM202 207H203V209H200ZM217 207L219 208V210L221 208H223V212L222 213L220 211L217 212V209H218ZM155 212H153L151 214V216H150L151 218L153 215L156 216V220H159L158 217L159 218L164 217L163 213H161L160 211L156 212V214H154ZM205 213L203 215H205ZM207 213H208V215H207ZM214 215H216V216H214ZM154 217H153V219H154ZM240 250L242 251V247L240 248ZM244 256L246 258L247 255L244 254ZM258 264H262V261L259 262ZM263 264H264V262H263Z\"/></svg>", "mask_w": 264, "mask_h": 264}]
</instances>
